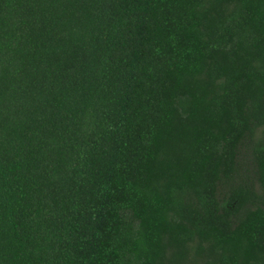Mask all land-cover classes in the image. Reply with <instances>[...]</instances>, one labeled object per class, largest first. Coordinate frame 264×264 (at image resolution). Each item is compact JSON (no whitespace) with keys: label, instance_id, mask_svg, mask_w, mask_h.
Here are the masks:
<instances>
[{"label":"trees","instance_id":"obj_1","mask_svg":"<svg viewBox=\"0 0 264 264\" xmlns=\"http://www.w3.org/2000/svg\"><path fill=\"white\" fill-rule=\"evenodd\" d=\"M0 264H264V0H0Z\"/></svg>","mask_w":264,"mask_h":264}]
</instances>
